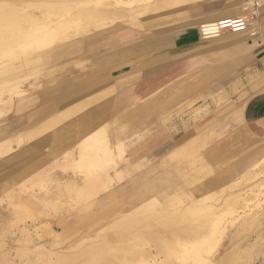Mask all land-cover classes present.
Segmentation results:
<instances>
[{
  "label": "rangeland",
  "instance_id": "1",
  "mask_svg": "<svg viewBox=\"0 0 264 264\" xmlns=\"http://www.w3.org/2000/svg\"><path fill=\"white\" fill-rule=\"evenodd\" d=\"M194 1L168 0L163 9L158 11L148 9L138 20L136 26L133 19L126 13L124 19L121 17L120 20L115 21L114 25L106 26L90 35L86 39L87 45L83 47L84 49L81 48V51L77 49L68 52L62 58L51 62H47L45 56H41V59L37 58L28 64L29 67L24 71L28 77L24 76L22 87L25 89V95L31 98L35 95L34 98L37 101L33 98L34 106L22 107L21 110L17 109L16 104H12L10 111L0 116V129L17 119L22 117L24 119L16 127L22 131H20L22 135L24 134V141L16 144L14 153L0 160V239L3 244L0 246V264H5L4 260L15 264H21L22 260V264L28 260L29 264H42L41 257L51 248L66 252H76L75 249L80 248L77 250L80 252L90 236L103 235L107 231L106 227H110L115 218L152 197L162 198L161 200L171 198L172 200L175 195H178L180 201H175L173 206L176 207L175 203L178 201L177 206L179 204L186 206L189 203L200 201L205 198L206 194V196L220 197L217 193L219 189H224L225 195L239 193L243 197L251 195L254 191L259 194L260 199L257 203L253 199L249 200L246 202L245 209H242L240 204L233 206L234 212L227 211L219 223L215 222L217 223L216 228L218 227L216 231L219 230L216 233L218 238L213 248L214 257L223 259L220 264H264V150L258 151L252 157H247L248 152H237L236 145H234L235 151L231 144L224 146V141H229L233 131H240V117H236L234 112L235 107L240 105L247 93L243 89L244 86H241L246 82L244 76L246 73L241 72L240 78L233 79L230 83L218 88L220 81L231 73L227 71L213 74L210 69V65L213 64L211 62L216 60L215 57L237 56L242 48L237 43L216 41L204 43L197 22L203 16H209L228 8L233 0ZM255 1L254 5L258 3L257 0ZM147 3L133 4L134 11L132 12L137 13V9L142 6L147 8ZM117 6H111L109 9L112 15H117L116 10L119 9ZM254 9L253 6L252 10H248L251 12L246 13L254 14ZM189 17L193 18L191 21L197 26L181 25V22ZM176 26L180 28L174 30ZM3 54L5 53H1V56ZM162 54L166 55L162 57L160 56ZM158 56L159 59H157ZM9 57L17 58L18 55ZM154 57L157 58L153 59ZM210 57L214 59L210 61ZM173 67H176L175 72L177 73H170L166 76L162 74L163 71ZM96 68L107 69L110 73H114L113 77L111 79L108 77L106 84H103L104 87L109 86L107 90L98 92L99 97L95 90L91 89L79 99L83 100L95 93L89 97V103L86 105L81 106L79 103L65 111H61L63 105H59L49 114L34 117V112L50 100L48 96H45L46 93H53L52 101L60 100L56 97L62 89L55 91L60 81L70 80L73 84H79L81 80L90 81L92 77L79 78V74L83 72L82 70L92 71ZM150 70L153 71L150 72ZM184 75L185 77L181 79ZM155 76H158V80H161L164 85L158 87L157 83H154L150 86L149 92L157 96L163 114L148 115L124 132L122 137L128 147L125 146L126 152L118 161L121 166L123 165L121 169H124L121 176L123 174L125 176L121 177V180L120 177L115 178L112 186L106 188L104 192L98 191V193L93 189L92 193L83 194L84 191L77 193V190L84 185L81 178L84 177V171L87 170L85 177L90 178L99 170L97 166H94L91 167L93 170L76 168L74 171V168H65L63 165L65 170L60 165L64 162L62 154L73 149L76 141L83 137V135L79 136L76 123L80 114L78 117L75 115L109 95L112 92L110 89L113 88L114 92L89 110V112L94 110L98 114L97 117L100 120L96 127L106 124L123 108L126 106L131 108L134 105V102L128 105L117 103V98L123 89L131 91L138 85L143 87L144 83L150 84ZM215 76L219 77L209 86L202 89L199 87L200 89L191 92L196 85H203ZM193 83L195 85L191 86ZM234 84L238 86L234 87ZM156 87L158 88L154 89ZM189 102L193 104L191 107H188ZM160 107L154 108V112H157ZM165 107H173L171 108L173 111L186 108V112L169 117L167 112H164ZM192 107L198 109V112L190 111ZM200 125L206 126L203 132L207 134L199 135L192 140L191 138L198 131L196 128ZM139 134L145 136L137 142L133 141ZM130 141H133L132 145ZM186 141H188V148L181 153V144L184 146ZM135 151H137L136 155H134ZM202 157L210 163L211 171H197L195 176V173L190 170V165ZM253 157L260 160H257L259 167L253 168L255 162L253 161L249 162L248 169L242 172L239 171V163L231 168V164H235L236 161L242 160L241 163H246ZM126 159L133 163L130 171L125 169ZM137 160L139 163L135 164ZM222 176L225 178L222 183L212 182ZM67 179L70 181L68 182ZM72 182L76 185L73 183L72 186ZM62 183L69 184L62 186ZM60 184L62 185L59 186ZM71 189L73 192L70 191ZM44 192L49 193V196L46 197ZM32 194L35 198L41 197V199L36 200ZM80 194H83L82 197ZM29 198L34 200L37 207L27 208L24 211L21 206L29 201ZM45 198L47 200H44ZM142 198H144L143 201L136 202ZM236 210L241 213L245 211V214L242 213L243 219L233 220ZM93 215L94 218L88 220ZM194 217L197 218V216ZM48 221L56 225L55 235L47 232ZM247 221L250 222L248 225L245 223ZM153 225L155 230L156 227L159 228ZM24 228L25 232H23ZM26 235L31 236L30 238H37L38 242L36 240L25 241L24 238L23 240L27 243L23 240L19 242ZM200 237L196 240L202 241L203 238ZM150 243L152 244L148 241L145 247L150 246ZM36 244L41 245L40 249ZM129 250L132 248L130 247ZM20 251H23L24 256L19 254ZM130 252L133 255V250ZM125 253L128 254V249ZM130 254L127 255L128 258L132 257ZM82 258L84 259V256L77 258V262Z\"/></svg>",
  "mask_w": 264,
  "mask_h": 264
},
{
  "label": "bare ground",
  "instance_id": "2",
  "mask_svg": "<svg viewBox=\"0 0 264 264\" xmlns=\"http://www.w3.org/2000/svg\"><path fill=\"white\" fill-rule=\"evenodd\" d=\"M197 1L202 0H195L194 2ZM257 1L258 3H261V0ZM140 2H148V7L144 8L142 6V8L139 7L137 9V13L136 11L132 12L134 11L133 4ZM167 3L168 0H0V116L3 115L2 113H8L12 107V104H16L17 109L19 110L22 107L25 108L28 106H34L35 100L37 101V99L34 98L35 95L32 96V98L25 95V89H23L22 87V84L24 83L23 78L24 76H27L24 71L27 70V67H29L28 64L32 62V60L34 61L37 58L41 59V56L47 57V55H52L54 52V54L57 56L56 59H54L58 60L68 52L77 49L81 50V48L85 46V41L90 35L95 33V31L97 32L99 29L105 28L106 26H110L112 24L114 25L117 19L120 20L121 17L123 18L128 14L129 17L133 19V23L136 26V24H138V20L142 18V16L147 12L148 9L152 8L158 11L160 9H163ZM114 5L119 6H117L119 9L116 10L117 15H112L109 10L111 6ZM253 6V1L251 3L249 2V4L247 5L236 3L233 9L237 10V14H239L240 16L255 15L250 13L244 14L246 11L252 10ZM134 13H136V15H134ZM230 15H236V12L235 14H229L226 16H203L198 19L197 22L199 24L200 32L203 35V41H219L224 37L223 35H225L226 33H233L236 35L249 33V35L252 37L256 35V30L259 26L257 23L258 15H256L252 26L245 31L228 32L219 30V20L224 19L225 17H228ZM255 25L256 27L253 28ZM1 53H5L3 54L4 57L1 56ZM11 55H18V57H12L11 59L9 57ZM149 88L150 86L146 88L147 90L143 92L144 94H142V92L136 88L133 101L134 105L131 106V108H127L126 106L122 111L117 113V116L112 118V120H109V122L106 124H101L97 127L94 124L92 126L90 124L89 128L84 129L82 132H80L79 136L83 135V137L76 141L74 148H71V150L66 151L62 154L64 161L63 163H60V165H62V169L64 167H70L74 168L75 171L76 168L90 169L94 166L98 167L99 172L97 171V174L93 177L89 176L90 178L85 177L87 170L84 171V177H81L84 183V185L83 183L82 185L84 187L82 186V190V187H77L80 188L78 190L76 189L78 191L77 193H80V191H84L83 194L87 192L92 193L93 189L94 191L97 190V192H104L106 188L108 189L109 186H112L113 182H115V178L120 177L121 180V177L125 176L124 174L121 176L124 169H121L123 165L121 166L118 161V159L120 157H123V154L126 152L125 146H127V143L122 137L124 132L148 115H155L157 113L163 114V110H161L159 104L160 101L157 99V96H153L154 94H150ZM147 95L149 96L145 98ZM45 96H48L50 100L47 102V104H45V106L34 112V117L41 116L45 113L49 114L54 110V108L62 105L61 99L52 101L53 93H46ZM141 97H144L145 99ZM140 99L144 100L139 103H135ZM191 103L192 102H189L188 107H191V105H193ZM156 107L160 108H158L157 112H154V108ZM171 108L173 107L164 108V112L166 111L167 113H165L169 117L173 115H181L186 112V108L184 110L175 109V111H173V109ZM189 110L194 113L198 112V109H194L193 107ZM22 120H24L23 117L21 119H17L12 124L4 126L2 129H0V160H3V158L14 153L16 151V144L18 145L22 143V141H24V134H21L22 131L20 129H16V127L21 123ZM143 136L145 135L139 134L133 141L137 142V140L139 141V139H141ZM133 141H130L129 143L132 145ZM188 141H186L185 143L183 142L185 147L181 144V153H183L184 150L188 148ZM135 152L136 153H134V155L137 154V151ZM259 161H255L253 163V168H257L260 166V164H258ZM138 163L139 161L135 164ZM124 165L125 169L127 171H130L133 163L129 162V160L126 159V163ZM190 166V170L193 171L192 173H197V171L203 172L210 170V163L206 158L203 157L193 162V164H191ZM138 167L139 166H137V168ZM91 169L93 170V168ZM81 170L79 171L81 172ZM92 172L94 173V171ZM44 173H46V171ZM88 174L90 175L89 172ZM61 180H63V178ZM223 181H225V178L222 176L217 178L216 181L212 182L218 184L222 183ZM64 183H66V181ZM73 183L74 182H72V186ZM62 184H60L59 186H61ZM74 184L76 185V183ZM65 185L66 184H63L62 186ZM70 191H72V189ZM217 193L220 197L206 196V194L204 195L205 198L201 199L200 201L198 200L189 203L186 206L180 204L179 206H177L180 201L178 195H175L172 200L171 198H165L166 200H161L162 198L152 197L151 199L144 201L139 205L137 204L138 206L115 218L111 223V226L108 228L106 227V233L102 232L103 235L99 234L97 236H90V238L83 245L84 249L82 247L83 250H81L80 252H77V250L80 248L75 249L77 253L75 251H58L51 248L45 251V255L43 254L44 252L41 253L43 254V257H41L42 264H220L222 263L223 259L214 257L213 255V248L216 245L215 242L218 238V235L216 233L219 230L218 229L216 231L218 227L216 228L217 223L215 222L218 221L219 223V220L222 219L223 215L227 211L231 210L232 212L233 206L235 207V205L240 204V207H242V209H245V207H247L246 202L253 199L257 203L260 198L259 194L254 191H252L251 195H247L246 197H243L239 193H231L225 195L224 189H219ZM44 194L46 193L44 192ZM215 195L217 194L215 193ZM32 196L34 197L35 195L32 194ZM45 196L48 197L49 193H47ZM35 199L40 200L41 197H37ZM80 199L82 200V198ZM28 200L29 201H26V203H23V206H21L24 211L27 210V208L33 209L37 207L34 200H31L30 198ZM44 200L47 199L45 198ZM143 200L144 198L139 199L136 202L139 203ZM177 200L179 201L178 203H175L176 207H174V202ZM243 212L245 214V211ZM242 213L241 211L236 210V212L234 213V217L232 216V214L231 216L233 217V220H238L239 218L243 217ZM194 216H197V218ZM93 218L94 215L91 218H88V220H91ZM248 222L249 221L245 223H247L248 225ZM152 224H154L155 226H159V228L156 227L155 230V227L153 228ZM55 226L56 225L51 224L50 221L46 228L47 232L49 234L55 235ZM26 229L23 230V232H25ZM47 232H45V234ZM30 237L31 236L29 235L23 236L22 239L20 238L21 240L19 242H22L23 238L25 241H35L37 239L32 237L34 239L32 240V238ZM197 237L203 238V240L197 241ZM25 241L24 243H27ZM146 241H151L152 244L150 243V246L145 247V245L147 244ZM81 242H83V240H81ZM1 245L3 244L2 240L0 239V246ZM57 245H59V243ZM37 246H39L38 248L40 249L41 245L38 244ZM130 247L133 250V255L130 254V251H132L129 250ZM127 249L128 254L132 255L131 258H128V254H126L127 252L125 253V250ZM19 254L24 256L23 251H20ZM41 254L40 256H42ZM4 256L7 257L5 254ZM81 256H84V259L82 258V260L80 259L77 262V258L79 259ZM28 261L24 264H29ZM3 262L5 264H15L5 260Z\"/></svg>",
  "mask_w": 264,
  "mask_h": 264
},
{
  "label": "crops",
  "instance_id": "3",
  "mask_svg": "<svg viewBox=\"0 0 264 264\" xmlns=\"http://www.w3.org/2000/svg\"><path fill=\"white\" fill-rule=\"evenodd\" d=\"M252 1L254 3L256 2L255 0H233L228 5V8H224V10L210 14L209 16L210 17L226 16L229 14H235L236 12V15H232V16L230 15L228 17H225L224 19L237 17L239 16V14H237L238 13L237 10L233 9L234 5L236 3L247 5L249 4V2L251 3ZM246 12H251V11H246ZM246 12L244 14H247ZM256 14L258 15L257 23L259 26L256 30L255 36L252 37L249 35V33H244L242 35L226 33L225 35H223L224 37L221 40L216 41V42H221V43L240 44L241 45L240 47L242 49L240 50L239 55L233 56V57L223 55L224 56L223 58L215 57L216 60H213L214 62H211L213 64L210 65V69L212 70L213 74L220 73V72L226 73L227 71H230L231 73L230 75L225 76L223 81H220L221 84L218 86V88L222 86L223 84L225 85V84L230 83L231 81H233V79L240 78L241 72L246 73L244 74L246 78V82L244 83L245 85L242 84L241 86H244L243 89L247 93H245L244 100L241 101L240 105H237L235 107V112H234L236 117H240V126H239L240 131H233L229 141L227 142L224 141V146L229 145V144L233 146L236 145L237 152L238 151L248 152L247 157H252L255 155V153L257 154L258 151L264 150V7L260 9L258 8ZM192 19L193 18L189 17L187 20H183L181 22V25L185 24L186 25L185 27L196 25V23H193L191 21ZM255 27L256 25L253 28ZM177 28H180V27L176 26L174 27V30ZM86 45H87V42L85 41V46ZM54 53L52 55L50 54V55H47V57H45L47 62L55 61L57 56ZM165 55L166 54H162L160 56L163 57ZM156 58L157 57H154L153 59H156ZM157 59H159V56ZM173 59L175 60V57H173ZM212 59L214 58L210 57V61H212ZM175 69L176 67L169 68L163 71L162 74L165 76L170 73L175 74L177 73L175 72ZM82 71L83 72H80L79 74V78L85 76V79H87L86 77L90 76L92 77L90 81L81 80L79 84H73L70 82V80H68L69 82L64 80V81H60V84L57 87H55V91L62 88V91L59 93V96L56 97L62 100L61 103L63 106H62L61 111L72 109L75 105H78L79 103L81 104V106L88 104L89 97L95 93L99 97L100 95L98 92L101 93L104 90H107V88L109 87L108 85L104 87L103 84H106L108 77H110L111 79L114 75L113 72L110 73L107 69H103V68L101 69L96 68L92 71L91 70L90 71L82 70ZM151 71L153 70H150V72ZM183 77H185V75L182 76L181 79H183ZM218 77L219 76H215L214 78L210 79V81L204 83L203 85H196L195 89L192 90L191 92L200 89L199 87H201L202 89L206 86H209L210 83L215 81ZM113 83L114 82H112V86H114ZM154 83L155 84L157 83L158 87H161L164 85L161 83V80L160 81L158 80V76H155L151 79L150 84L144 83L143 87L141 85L140 86L138 85L131 91L127 89L126 90L123 89V91L120 92L121 95L118 96L117 98V103L122 104V105H125V104L128 105L132 103L134 101V94H135L136 88L139 89L142 92V94H144L143 92L147 90L146 88H148L149 86H152V84ZM192 85H195V83L191 84V86ZM236 86L238 85L234 84V87ZM158 87L154 89H157ZM91 89H94L95 93L89 95L83 100H79L81 99V97L85 95V93H87ZM110 90L114 92L115 89L111 88ZM109 95H107L104 98H107ZM103 99H100V100H103ZM99 101H97L96 104ZM96 104L94 103L92 106L87 107V109L81 112H78L75 115L78 117L80 114L78 119H76V123L79 128L78 129L79 134L84 129L89 128L90 124L91 126L93 124L94 125L98 124V121L100 119H98L97 117L98 116L97 112H95L94 110H92V112L91 111L89 112L91 107H93ZM205 127H206L205 125H200L198 128H196L198 130L197 131L198 133L196 132L197 135L195 134V136H193V138L191 139L193 140L194 138H197L199 135L207 134L203 132V129H205ZM235 132H237L238 134H236ZM186 136H188V134ZM234 151H235V146H234ZM241 161L242 160L236 161L235 164H231V168L234 166H237V164L239 163L238 164L239 171L240 172L245 171L248 169L249 162L251 163L253 161H257V157H254L251 161L249 160L246 163H241Z\"/></svg>",
  "mask_w": 264,
  "mask_h": 264
},
{
  "label": "built area",
  "instance_id": "4",
  "mask_svg": "<svg viewBox=\"0 0 264 264\" xmlns=\"http://www.w3.org/2000/svg\"><path fill=\"white\" fill-rule=\"evenodd\" d=\"M254 7L255 15H239L237 17L222 19L218 24L219 30L239 32L249 29L252 26L254 19L256 18L257 9L264 7V0H261V3H256Z\"/></svg>",
  "mask_w": 264,
  "mask_h": 264
}]
</instances>
